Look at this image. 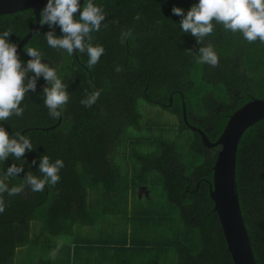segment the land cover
<instances>
[{"label": "trees", "instance_id": "16d2710c", "mask_svg": "<svg viewBox=\"0 0 264 264\" xmlns=\"http://www.w3.org/2000/svg\"><path fill=\"white\" fill-rule=\"evenodd\" d=\"M97 2L107 27L94 43L105 52L91 70L87 57L47 48V26L23 45L46 49L70 99L56 125L30 93L24 116L5 127L31 137L36 148L27 161L47 154L65 166L55 187L5 195L0 264H233L208 191L219 146L205 147L189 126L214 142L231 113L264 99V44L217 25L204 43L214 46L219 64L199 65L186 51L199 45L173 27L180 18L171 13L195 0ZM33 25L31 9L0 15V30L11 29L17 44ZM94 89L101 90L97 104L84 108L80 99ZM235 181L256 264H264V118L238 141Z\"/></svg>", "mask_w": 264, "mask_h": 264}, {"label": "clouds", "instance_id": "9594fccd", "mask_svg": "<svg viewBox=\"0 0 264 264\" xmlns=\"http://www.w3.org/2000/svg\"><path fill=\"white\" fill-rule=\"evenodd\" d=\"M171 13L180 18L178 26L173 23V27L180 34L191 35L199 45L195 51L186 49L196 64L212 68L218 66L219 56L214 46L204 43L214 34L217 25L222 26L225 32L238 33L249 44H264V0H195L187 10L173 6ZM33 15L39 27L48 28L43 33L47 48L66 53L68 57H87L84 66L88 70L100 61L105 48L94 43V34L107 24L104 8L97 0H83L82 3L81 0H45L40 9L33 10ZM12 33L11 29L0 30V214L5 212V195H20L25 188L33 193H42L46 186L55 187L65 166L63 159H53L47 154L27 161L25 154L36 148L31 137L22 129L9 132L5 124L11 126V118L24 116L27 108L24 102L30 93L42 99L53 120L62 118L70 99L68 84L47 56L46 49L25 45L20 51L28 59L21 60L17 43L9 40ZM129 36L131 30H123L120 43H124ZM115 71H121L119 65ZM40 80L44 84L37 93ZM100 96L101 90L94 89L85 94L79 103L84 108H90L97 104ZM33 166L35 172L31 170ZM17 177H22L19 183H9ZM58 249L59 246L51 254L54 256Z\"/></svg>", "mask_w": 264, "mask_h": 264}, {"label": "water", "instance_id": "95a60500", "mask_svg": "<svg viewBox=\"0 0 264 264\" xmlns=\"http://www.w3.org/2000/svg\"><path fill=\"white\" fill-rule=\"evenodd\" d=\"M43 3L45 0H0V15L23 9H31L33 12L34 9H40ZM38 26L34 16L32 29L17 44L18 51L36 32ZM263 118L264 99L251 98L229 115L220 135L214 142H211L202 130L189 126L200 135L205 147L219 146L211 167L212 181L208 191L233 264H256L239 205L235 162L237 144L242 133ZM59 122L60 119L57 120L56 125Z\"/></svg>", "mask_w": 264, "mask_h": 264}, {"label": "flooded vegetation", "instance_id": "af4514ba", "mask_svg": "<svg viewBox=\"0 0 264 264\" xmlns=\"http://www.w3.org/2000/svg\"><path fill=\"white\" fill-rule=\"evenodd\" d=\"M191 127H194V128H197L199 129L198 127H196L195 125H190ZM203 131V130H202ZM204 132V131H203ZM205 133V132H204ZM206 135V134H205Z\"/></svg>", "mask_w": 264, "mask_h": 264}]
</instances>
